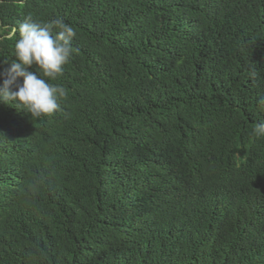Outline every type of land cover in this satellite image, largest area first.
Wrapping results in <instances>:
<instances>
[{"label":"trees","instance_id":"16d2710c","mask_svg":"<svg viewBox=\"0 0 264 264\" xmlns=\"http://www.w3.org/2000/svg\"><path fill=\"white\" fill-rule=\"evenodd\" d=\"M28 16L76 37L60 110L0 103V264H264V0H0Z\"/></svg>","mask_w":264,"mask_h":264},{"label":"clouds","instance_id":"9594fccd","mask_svg":"<svg viewBox=\"0 0 264 264\" xmlns=\"http://www.w3.org/2000/svg\"><path fill=\"white\" fill-rule=\"evenodd\" d=\"M75 37L74 28L62 19L40 23L28 16L17 25L0 24V40L15 41L14 59L0 63V103L22 110L32 119L60 110L66 90L50 81L63 75ZM250 74L256 75L255 71ZM260 104L264 106V99ZM253 131L256 137H264V122H258Z\"/></svg>","mask_w":264,"mask_h":264}]
</instances>
